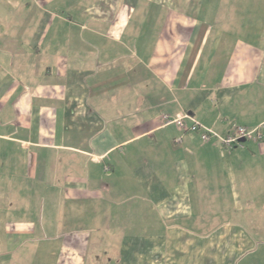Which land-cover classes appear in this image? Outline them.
<instances>
[{"label": "crops", "instance_id": "obj_1", "mask_svg": "<svg viewBox=\"0 0 264 264\" xmlns=\"http://www.w3.org/2000/svg\"><path fill=\"white\" fill-rule=\"evenodd\" d=\"M262 125L264 0H0V264H264Z\"/></svg>", "mask_w": 264, "mask_h": 264}, {"label": "built area", "instance_id": "obj_2", "mask_svg": "<svg viewBox=\"0 0 264 264\" xmlns=\"http://www.w3.org/2000/svg\"><path fill=\"white\" fill-rule=\"evenodd\" d=\"M163 118H164V123L166 125L175 124L182 131L195 132L201 128V124L192 118H191L192 126L188 128L185 120L189 119L190 117L187 114L180 115L175 118L166 115ZM263 128H264L263 125L254 129H249L240 126V127H236L233 131H231L225 136H218L213 130L208 129L202 135V140L204 142H209L212 137H217L225 148L231 150L237 147H243L242 144L243 140L261 141L263 139V133H262ZM104 172L107 176H110L112 174L109 166H104Z\"/></svg>", "mask_w": 264, "mask_h": 264}]
</instances>
